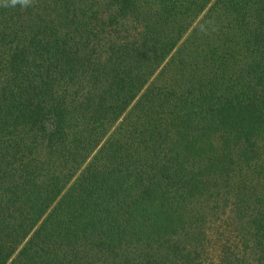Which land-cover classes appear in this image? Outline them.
<instances>
[{"label":"trees","instance_id":"trees-1","mask_svg":"<svg viewBox=\"0 0 264 264\" xmlns=\"http://www.w3.org/2000/svg\"><path fill=\"white\" fill-rule=\"evenodd\" d=\"M0 264H264V0H0Z\"/></svg>","mask_w":264,"mask_h":264},{"label":"clouds","instance_id":"clouds-1","mask_svg":"<svg viewBox=\"0 0 264 264\" xmlns=\"http://www.w3.org/2000/svg\"><path fill=\"white\" fill-rule=\"evenodd\" d=\"M32 0H10L11 6H15L17 4H20L21 6L27 7ZM8 3V0H5V4Z\"/></svg>","mask_w":264,"mask_h":264}]
</instances>
